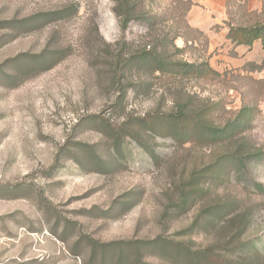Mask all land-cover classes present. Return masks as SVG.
I'll list each match as a JSON object with an SVG mask.
<instances>
[{"label": "rangeland", "instance_id": "374dc122", "mask_svg": "<svg viewBox=\"0 0 264 264\" xmlns=\"http://www.w3.org/2000/svg\"><path fill=\"white\" fill-rule=\"evenodd\" d=\"M117 1L0 0V264H264L261 41Z\"/></svg>", "mask_w": 264, "mask_h": 264}, {"label": "trees", "instance_id": "16d2710c", "mask_svg": "<svg viewBox=\"0 0 264 264\" xmlns=\"http://www.w3.org/2000/svg\"><path fill=\"white\" fill-rule=\"evenodd\" d=\"M135 1L129 3L126 0H119L115 3L116 10L124 7L130 8L135 6ZM250 0H226L227 18H225L220 28H227L226 39L238 46H253L258 40L261 41L264 48V18L257 11L249 9ZM219 28V29H220ZM146 48V47H145ZM143 48V49H145ZM142 49V50H143ZM165 52L168 48H164ZM135 51V52H139ZM131 54V53H130ZM137 53H132L130 57L135 56ZM264 70V59L259 65ZM233 215V213L231 214ZM239 218L235 217L229 221V226L224 231H228L235 226L239 225Z\"/></svg>", "mask_w": 264, "mask_h": 264}]
</instances>
